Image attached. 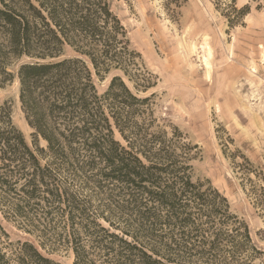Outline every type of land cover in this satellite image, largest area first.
Wrapping results in <instances>:
<instances>
[{
  "label": "trees",
  "instance_id": "obj_1",
  "mask_svg": "<svg viewBox=\"0 0 264 264\" xmlns=\"http://www.w3.org/2000/svg\"><path fill=\"white\" fill-rule=\"evenodd\" d=\"M112 2L0 0V85L18 81L31 128L29 141L0 103V213L26 235L12 241L0 221V264H62L57 252L73 264H264L228 198L193 181L197 144L153 127L154 93L127 84L146 91L154 75ZM214 3L230 26L250 10ZM242 156L235 170L264 212V175Z\"/></svg>",
  "mask_w": 264,
  "mask_h": 264
},
{
  "label": "rangeland",
  "instance_id": "obj_2",
  "mask_svg": "<svg viewBox=\"0 0 264 264\" xmlns=\"http://www.w3.org/2000/svg\"><path fill=\"white\" fill-rule=\"evenodd\" d=\"M237 3L239 7L249 4L250 10L239 24L230 26L214 0L112 2L133 47L154 75V85L146 91H138L125 78L139 96L154 93L153 127H164L169 133L178 127L191 144H197L191 160L193 181L209 179L264 250V212L248 196L245 174L235 170L244 155L264 175V5L249 0ZM209 48L210 71L204 63ZM66 52L73 53L69 47ZM107 83L97 81L100 90ZM4 101L13 103V121L31 141L18 81L0 85V103ZM115 134L122 140L116 129ZM0 221L12 241L26 237L1 213ZM52 257L73 264L71 252Z\"/></svg>",
  "mask_w": 264,
  "mask_h": 264
},
{
  "label": "bare ground",
  "instance_id": "obj_3",
  "mask_svg": "<svg viewBox=\"0 0 264 264\" xmlns=\"http://www.w3.org/2000/svg\"><path fill=\"white\" fill-rule=\"evenodd\" d=\"M207 53H208V55H207V56H204V63H205V65L207 66L208 71H210V70H209V67H210L209 56H210V54H211V50H210V48L208 49ZM23 124L25 125L24 127H28V125H27L26 123H23Z\"/></svg>",
  "mask_w": 264,
  "mask_h": 264
}]
</instances>
